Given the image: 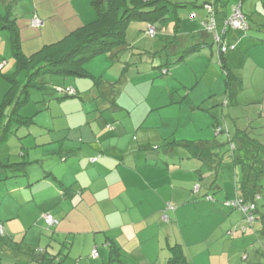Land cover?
Segmentation results:
<instances>
[{"label": "crops", "instance_id": "crops-1", "mask_svg": "<svg viewBox=\"0 0 264 264\" xmlns=\"http://www.w3.org/2000/svg\"><path fill=\"white\" fill-rule=\"evenodd\" d=\"M244 1L166 0L154 37L146 32L150 22L133 19L125 26L126 44L88 59L82 74L39 75L44 86L31 89L46 94L56 89L43 75L64 77L67 89L77 91L71 97L80 98H73L78 108L64 114L81 115L62 126L43 116L39 131L31 132L35 116L20 113L31 93L20 106L19 117L32 120L12 123L0 144L17 138L16 147L0 157L18 164L9 178L0 174V264H43L45 255L55 264H168L173 247L182 249L188 264H264V174L255 194L241 193L243 166L232 159L234 148L245 155L243 147H264V124L263 133H253L254 115L229 114L230 120L224 107L217 109L233 104V87H264V34L225 28ZM210 3L217 33L234 49L221 51L207 31ZM0 13L18 25L25 55L97 16L91 0H0ZM36 17L40 26L33 24ZM198 42V50L176 62L182 49ZM158 51L162 58L154 60ZM221 53L235 75L230 88L219 67ZM166 61L175 63L165 73L158 65ZM2 62L0 104L11 76L20 87L26 82L10 32L0 27ZM256 96L254 103L262 104ZM259 109L261 118L264 106ZM16 152L20 158L12 161ZM22 167L21 175H13ZM242 194L257 206L253 224L226 203ZM45 214L58 223L48 227ZM95 248L98 257L91 255Z\"/></svg>", "mask_w": 264, "mask_h": 264}, {"label": "trees", "instance_id": "trees-1", "mask_svg": "<svg viewBox=\"0 0 264 264\" xmlns=\"http://www.w3.org/2000/svg\"><path fill=\"white\" fill-rule=\"evenodd\" d=\"M165 1L166 0H91L92 5L97 12L94 21L68 33L63 38L53 43L44 45L41 49L31 55H25L23 53L18 25L15 21L0 13V27L9 30L13 53L18 60L19 66L22 67L26 73V82L22 87L19 86L17 78L13 76L9 78L10 87L3 102L0 104V144L5 138L12 123L16 121L15 123L17 124L28 125L32 120L30 117H19L18 112L20 106L27 101L30 95V89L41 88V86H44L43 83L37 79L41 73L53 70L57 74H82L80 70H82L81 68H83L84 63L88 59L113 49L121 48L126 44L124 37L125 26L130 20L145 19L150 22L149 27L154 26L156 28V21H161V18L165 13L167 6L164 3ZM222 45L223 44L220 45L221 51H223ZM200 46H202V44L198 42L182 49L177 55L178 58L176 59V62L183 61L187 53L198 50ZM154 54V60H160L162 58L161 51ZM174 63L166 61L164 64H159L158 67L166 73L168 66H171ZM219 64L226 73L227 87L230 88L235 75L227 65L223 53L220 55ZM71 68H74V71ZM64 92L66 96L77 95V91L75 94H71L65 89ZM9 105H11V109L9 112H6L5 109ZM251 139L256 140L254 138ZM257 141L259 140L257 139ZM243 148L241 149L244 150L245 155H241L244 156L237 154L238 151L235 152L236 148L232 149L234 152L232 155L233 162L243 166L244 179H242L243 181L241 183L240 192L245 193L247 191L255 194L254 190L259 186V178L264 174V158H259V156H264V147ZM255 148L257 149L253 153ZM208 150L209 148L204 149V151ZM15 166L17 167L18 164L0 160V174H3L1 178L7 179L12 176L10 175V170L15 168ZM24 169L25 168L22 167L21 170L15 172L13 175H21V172ZM242 195L243 196H239V198H243L247 202H253L247 200V198L244 197V194ZM255 210L257 211V206ZM0 226L2 225L0 224ZM2 237H5L4 231L3 233L0 232V238ZM112 248H114V246H112ZM94 250L97 249H93L91 255L93 257H98V250L97 256L93 255ZM112 251L114 252L113 249ZM171 252L172 255L168 264H188L183 259L182 249H180V247H173ZM180 256L182 257V260L180 259ZM42 263L55 264L53 258L48 255H45L42 258Z\"/></svg>", "mask_w": 264, "mask_h": 264}, {"label": "rangeland", "instance_id": "rangeland-1", "mask_svg": "<svg viewBox=\"0 0 264 264\" xmlns=\"http://www.w3.org/2000/svg\"><path fill=\"white\" fill-rule=\"evenodd\" d=\"M196 1V0H193ZM203 0H197V2L200 3ZM240 1V0H238ZM191 5V4H190ZM248 7H252V9H248ZM243 11L251 13L253 16L252 18L248 19L250 24V29L247 30V32H243L245 34L250 33L251 36H261L264 34V0H245L244 1V7L242 8ZM253 13V14H252ZM238 28H234V30H237ZM241 30V29H238ZM243 31V30H241ZM263 39H259V41H262ZM258 41V40H257ZM247 61V59H245ZM249 61V60H248ZM219 65V64H218ZM220 67V65H219ZM248 67V66H247ZM246 67V69H247ZM221 68V67H220ZM244 70L242 72L245 77H250V73L248 70ZM158 70V69H157ZM226 75V74H225ZM259 76L261 75L258 74ZM64 77L58 76L52 73H48L46 75H43L41 80H44L46 82L51 83L53 88L56 90L50 91L51 93H40L36 91L35 89H30L31 96L29 97L30 100L28 103L24 105V107L21 109L20 113L21 115H31L35 116L34 117V123L35 124H30L31 126L30 131L31 132H38L39 131V124H41L40 121H42L43 116H49L50 121L54 122L58 126H62L66 120V118L72 119L70 121L75 122L77 117H80L81 113L79 112H74L73 114H64V111L70 110V109H77L78 104L76 101L73 100V98H77L80 101L79 97H67V98H59L58 95H62V92L65 94L64 90L67 89V85L64 84ZM260 79H263L260 77ZM37 95H39L41 98H38ZM81 95V94H80ZM256 95H261V101L262 104H257L254 103L256 101ZM233 97H234V102L231 106H223L220 104L217 106V109H219V112H221L222 107L225 109V114L227 117H229V114H231V117H236L240 116L245 118V115H254L253 117V122H252V127H253V133H261L263 130L262 125L264 124V115L260 118V112L257 111V109L261 108L264 106V87L262 88V85L257 83L254 87H251L249 83L245 84L244 87L240 86L237 90L235 87H233ZM45 98L46 100H42ZM54 98V99H51ZM49 100V101H48ZM48 108V109H47ZM39 109H42L39 111ZM52 109V110H51ZM205 109V108H204ZM260 111V109H259ZM50 113V114H49ZM264 114V113H262ZM220 116V114H219ZM231 120V118L229 117ZM219 129L220 126H218ZM28 127H21V130L27 129ZM219 131V130H218ZM263 133V132H262ZM12 134V133H11ZM15 135H13L7 142L5 146H2L0 149V157L2 155H6L9 150V147H16L17 144V138ZM26 138V136H25ZM69 144L66 145L68 147ZM228 144L226 145V147ZM28 147V146H27ZM44 147V146H41ZM241 152V151H240ZM20 158L18 155V152L12 154V161H15L17 158ZM226 178H224L225 180ZM263 194H264V185H263ZM263 204V201H259V207L261 208ZM264 208V206L262 207ZM11 252L14 253V255H17L20 257L18 254L17 250H11ZM263 254V252H261ZM22 255V254H21ZM17 257V258H18ZM31 257V256H29Z\"/></svg>", "mask_w": 264, "mask_h": 264}, {"label": "built area", "instance_id": "built-area-1", "mask_svg": "<svg viewBox=\"0 0 264 264\" xmlns=\"http://www.w3.org/2000/svg\"><path fill=\"white\" fill-rule=\"evenodd\" d=\"M206 8L208 9V15H209L208 21L206 23L207 31L214 34V37H215L216 41L219 42V44H223L222 45L223 51H226L227 48L233 49L234 45L230 46V45L224 44L223 41L221 40V36L216 31L217 25L215 23V17H214V12H215L214 6L210 3V4L206 5ZM33 24L35 26H40L41 21L36 17L33 19ZM225 26H226L225 27L226 29L238 28V29H242L245 31L249 28L248 17L243 12L241 4L236 5L233 8L232 14L225 21ZM147 34L151 37H154L156 34V28L154 26H150L148 31H147ZM3 64H4V62L0 63V69L2 68ZM67 91L71 94L76 93V90L72 87L68 88ZM218 130L220 131L221 129H218ZM96 160H97V158L92 159L93 162H95ZM226 203L228 205L232 206L233 208H237V209L242 210L244 215H245V218L247 219L249 224L254 223L256 205L253 202H247L243 198L237 197L236 199H234L232 201H228ZM170 208H174V207H172V205H170ZM44 220L48 226H54L58 223V220L52 214H45ZM0 232L3 233L2 226H0ZM93 255L94 256L98 255L97 250L93 251Z\"/></svg>", "mask_w": 264, "mask_h": 264}]
</instances>
